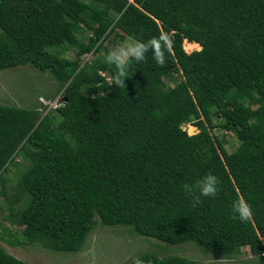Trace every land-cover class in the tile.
Returning <instances> with one entry per match:
<instances>
[{"label":"trees","instance_id":"obj_1","mask_svg":"<svg viewBox=\"0 0 264 264\" xmlns=\"http://www.w3.org/2000/svg\"><path fill=\"white\" fill-rule=\"evenodd\" d=\"M161 33L170 40L164 65L149 51L131 62L126 88L107 84L110 46ZM185 40L201 49L188 53ZM25 65L51 74L63 97L49 109L0 103V221L21 228L14 235L5 226L0 239L76 253L98 224L127 226L226 259L249 247L250 264H263L264 0H0V70ZM45 121L76 147L45 134ZM218 130L238 138L235 150ZM207 173L220 190L193 207L183 185ZM238 195L253 210L248 223L232 218ZM138 257L209 264L152 251ZM0 264L30 263L0 246Z\"/></svg>","mask_w":264,"mask_h":264},{"label":"rangeland","instance_id":"obj_2","mask_svg":"<svg viewBox=\"0 0 264 264\" xmlns=\"http://www.w3.org/2000/svg\"><path fill=\"white\" fill-rule=\"evenodd\" d=\"M124 42L135 43L136 40L127 37ZM109 45H111V43ZM113 47L114 46H110L111 50L114 49ZM184 49L187 52H192L201 48L187 49L184 46ZM68 56L73 57L75 54L71 51ZM94 57L95 54L91 53L85 56V60L89 61ZM30 66L31 65H25L0 70V103L30 107L40 104V102H42L41 99L44 98V100L48 102L46 104L48 109L55 108V101L63 97L58 82L48 72H42ZM49 101H51V103H49ZM253 107L256 106L254 105ZM48 109L43 110V117ZM47 123L48 122L45 121L42 125L45 134L50 135L54 133L57 135L56 137L62 147L69 150L76 147L75 141H73L66 131L61 132V134L60 131H55L54 125ZM184 128L188 130L189 134L199 132V129L192 124H185ZM217 133L223 140L226 139V148L228 151L231 152L237 148L239 140L232 132L218 130ZM17 161L21 163L20 166L23 167L24 161L22 157L18 158ZM16 172L17 166L12 165L6 174L9 178V183L15 181L14 177ZM2 202L3 198L0 196V203ZM5 212L0 210V219H2L3 214L7 213ZM0 222V235L3 233L5 226H9L14 235L21 234V228L19 226L7 221ZM11 238L12 237L9 236L0 239V246L7 252L28 261L30 264H126L147 251L156 252L160 256L173 254L182 255L209 264H250V262L252 263L255 261L251 259L252 254L249 247H243L241 253L235 258L226 259L221 258L222 256L213 250L199 247L193 242L174 245L168 244L154 238L141 236L127 226L108 227L98 224L89 236L84 248L76 253H58L45 249L40 244H20L14 246L10 243Z\"/></svg>","mask_w":264,"mask_h":264},{"label":"clouds","instance_id":"obj_3","mask_svg":"<svg viewBox=\"0 0 264 264\" xmlns=\"http://www.w3.org/2000/svg\"><path fill=\"white\" fill-rule=\"evenodd\" d=\"M169 45L170 40L165 33H161L159 36L152 37L147 41H136L135 43L122 42L118 44L113 50H109L105 57L106 63L113 66L115 70L112 78L108 80L107 84H115L120 89L126 88L125 79L131 77V75H129L131 62L145 61L146 54L149 51H151L152 57L158 65H164L166 62L165 52L170 50ZM96 87L99 88L102 87V85L98 84ZM42 99L41 101L43 103H48L44 98ZM92 99H97V97L92 96ZM60 100L55 101L56 106L60 104ZM49 103H51V101H49ZM220 183L216 175L207 173L196 180L195 183H185L183 185V190L192 198L193 207H195L202 203V197L216 196L220 190ZM231 213L233 219H239L242 223L250 222L253 217L251 205L239 195L232 201ZM133 264H144V261L137 257L133 261Z\"/></svg>","mask_w":264,"mask_h":264},{"label":"bare ground","instance_id":"obj_4","mask_svg":"<svg viewBox=\"0 0 264 264\" xmlns=\"http://www.w3.org/2000/svg\"><path fill=\"white\" fill-rule=\"evenodd\" d=\"M184 46L187 48V49H194L195 48V44L193 42H189L187 40H185L184 42Z\"/></svg>","mask_w":264,"mask_h":264}]
</instances>
